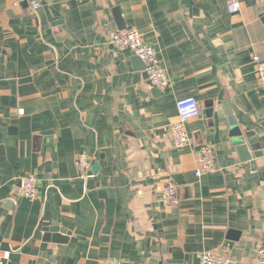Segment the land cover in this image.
<instances>
[{
    "label": "crops",
    "instance_id": "obj_1",
    "mask_svg": "<svg viewBox=\"0 0 264 264\" xmlns=\"http://www.w3.org/2000/svg\"><path fill=\"white\" fill-rule=\"evenodd\" d=\"M230 1L0 0L5 264H199L206 251L257 264L264 157L250 169L239 147L242 138L264 150V89L253 60L264 62V0H236L235 13ZM116 8L154 49L164 89L110 44ZM183 98L200 112L185 123L188 143L175 148ZM202 144L216 170L196 177ZM81 154L93 178L79 176ZM26 175L36 179V199L21 194ZM169 182L175 206L163 200ZM54 226L68 234L65 243L44 240Z\"/></svg>",
    "mask_w": 264,
    "mask_h": 264
},
{
    "label": "built area",
    "instance_id": "obj_2",
    "mask_svg": "<svg viewBox=\"0 0 264 264\" xmlns=\"http://www.w3.org/2000/svg\"><path fill=\"white\" fill-rule=\"evenodd\" d=\"M33 8L38 7L34 3ZM229 13L240 11V5L236 0L227 4ZM109 42L118 51H129L138 57L146 66L145 72L151 85L157 89H164L168 86V78L157 59L154 49L145 44L142 35L134 28L117 31L111 34ZM257 65V74L259 82L264 89V62L258 57H253ZM177 122L171 127V137L175 148H181L188 143V137L185 130V123L199 116L198 102L194 98H183L176 102ZM197 171L196 177L212 174L216 169L213 162V151L209 145L202 144L199 147L196 158ZM75 166L82 178H93L91 173V159L85 154H81L75 161ZM20 191L23 197L27 199H36L37 188L36 179L33 175L22 176L20 179ZM177 187L169 182L163 190V200L168 206H175L178 203ZM257 264H264V243L256 251ZM9 259V254L0 250V264H5ZM108 264H118L110 261ZM199 264H230V259L221 251H206L199 257Z\"/></svg>",
    "mask_w": 264,
    "mask_h": 264
},
{
    "label": "water",
    "instance_id": "obj_3",
    "mask_svg": "<svg viewBox=\"0 0 264 264\" xmlns=\"http://www.w3.org/2000/svg\"><path fill=\"white\" fill-rule=\"evenodd\" d=\"M114 19L117 23V27L119 31H123L126 29V26L124 25L122 18L120 16L119 10L116 8L113 10ZM132 63L134 64L135 68L138 70H144L146 69V66L143 64V62L140 61L138 57H134L132 60ZM142 63V64H141ZM153 87V86H152ZM156 91L157 89L153 88V91ZM224 112L229 118V122L232 123V125L235 126V119L233 117L232 109L230 106H228L226 103H223ZM241 145L239 147L240 155H241V161L246 162V166L250 169H256L257 168V161L261 160L264 157V150L260 149V146L256 142H248L243 143L242 138ZM98 166L96 164L92 167V172L96 173ZM264 181V171H261L259 175H257ZM45 235L44 240L46 242H52V243H65L67 240L68 234H66L64 231L59 229L57 226L45 228L44 229ZM234 232H230V234H233ZM231 238V237H230Z\"/></svg>",
    "mask_w": 264,
    "mask_h": 264
}]
</instances>
